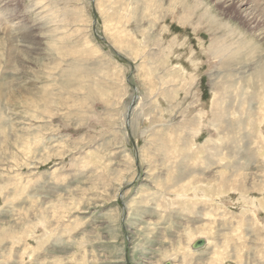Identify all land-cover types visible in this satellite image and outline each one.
<instances>
[{
    "label": "rangeland",
    "instance_id": "1",
    "mask_svg": "<svg viewBox=\"0 0 264 264\" xmlns=\"http://www.w3.org/2000/svg\"><path fill=\"white\" fill-rule=\"evenodd\" d=\"M170 2L0 0V264H264V0Z\"/></svg>",
    "mask_w": 264,
    "mask_h": 264
},
{
    "label": "bare ground",
    "instance_id": "2",
    "mask_svg": "<svg viewBox=\"0 0 264 264\" xmlns=\"http://www.w3.org/2000/svg\"><path fill=\"white\" fill-rule=\"evenodd\" d=\"M225 1V3L226 4H228V5H230L232 2H234V3H237V4H241V2H242V0L241 1H238V0H224ZM184 2H185V0H183V1H177V0H171V2H170V5L173 7V8H177V7H182V5L184 4ZM159 3V2H158ZM225 5V4H224ZM168 6V5H167ZM159 9H161V8H159ZM183 18V17H182ZM261 33V32H260ZM13 50V49H12ZM263 71H264V68H263ZM96 94V93H95ZM245 94V93H244ZM246 96V95H245ZM221 99V98H220ZM212 102V107H211V109H214L215 108V113H214V117H216V119H219V118H217V117H222V113L220 112H218L219 111V109H218V107L220 106V104H219V102L217 103L215 100L213 101H211ZM222 102V101H221ZM223 105V104H222ZM221 107V106H220ZM221 111H222V109H221ZM246 114V113H245ZM247 115V114H246ZM241 118V117H240ZM237 125L238 126H240V124L239 123H237ZM237 127V126H236ZM235 137V136H234ZM236 138V137H235ZM238 139V138H237ZM242 139V138H241ZM237 141V140H236ZM249 142V141H248ZM241 143V142H240ZM250 143V142H249ZM224 144V143H223ZM239 144V143H238ZM238 144H236V145H238ZM235 143H232V148H235ZM246 146V145H245ZM233 150V149H232ZM212 151V150H211ZM234 151V150H233ZM201 152H202V150H201ZM200 152V153H201ZM238 152V151H237ZM204 153V152H203ZM239 153H241V152H239ZM238 153V154H239ZM236 154L237 153H235V155L234 156H232V157H235L236 156ZM219 157V156H218ZM211 164V163H210ZM209 164V165H210ZM226 168V167H225ZM231 172V171H230ZM226 177V176H225ZM223 178V177H221V179H223V181H225V183L224 184H226L227 186L229 185V184H231V182L227 179V178ZM223 183H221V185H222ZM219 188H220V186H219ZM201 240V239H200ZM199 240V241H200ZM204 241V240H203ZM196 242V241H195ZM195 242H193V243H195ZM193 243L191 244V246L193 245ZM206 244V242L204 241V245Z\"/></svg>",
    "mask_w": 264,
    "mask_h": 264
},
{
    "label": "water",
    "instance_id": "3",
    "mask_svg": "<svg viewBox=\"0 0 264 264\" xmlns=\"http://www.w3.org/2000/svg\"><path fill=\"white\" fill-rule=\"evenodd\" d=\"M203 245H204V241L203 240L196 241L195 243H193L192 249H198V248L202 247Z\"/></svg>",
    "mask_w": 264,
    "mask_h": 264
}]
</instances>
